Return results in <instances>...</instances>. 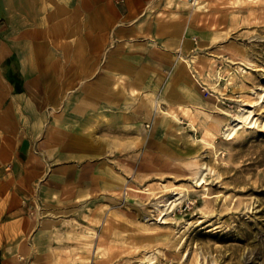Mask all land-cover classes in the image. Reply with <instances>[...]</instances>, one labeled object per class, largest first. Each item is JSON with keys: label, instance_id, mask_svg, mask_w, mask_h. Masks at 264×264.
<instances>
[{"label": "rangeland", "instance_id": "obj_1", "mask_svg": "<svg viewBox=\"0 0 264 264\" xmlns=\"http://www.w3.org/2000/svg\"><path fill=\"white\" fill-rule=\"evenodd\" d=\"M156 1L192 30L180 59L186 98L157 92L151 113H135L145 128L123 140L121 184L108 158L106 186L91 183L67 201L37 189L14 209L6 148L22 133L35 150L42 134L18 126L34 114L0 107V230L22 214L35 226L0 245V264H264V0ZM12 81L21 91L18 75Z\"/></svg>", "mask_w": 264, "mask_h": 264}, {"label": "crops", "instance_id": "obj_2", "mask_svg": "<svg viewBox=\"0 0 264 264\" xmlns=\"http://www.w3.org/2000/svg\"><path fill=\"white\" fill-rule=\"evenodd\" d=\"M190 31L181 13L156 0H0V107L34 114L35 122L18 126L42 134L35 150L22 133L6 148L14 209L37 189L67 201L91 183L106 186L108 158L115 185L122 183L123 140L137 141L145 128L135 113H151L147 98L157 92L168 101L186 98L180 59L193 47ZM92 162L94 181H85ZM59 210L54 205L55 225ZM34 228L26 215L12 217L0 245Z\"/></svg>", "mask_w": 264, "mask_h": 264}, {"label": "bare ground", "instance_id": "obj_3", "mask_svg": "<svg viewBox=\"0 0 264 264\" xmlns=\"http://www.w3.org/2000/svg\"><path fill=\"white\" fill-rule=\"evenodd\" d=\"M263 90V89H262ZM249 117H250V113L248 112V114H247V112H245V113H243L241 116H239V120L238 121H232L231 123H229V125H228V127H227V134L226 135H228V136H232L234 133H235V131L238 129V128H240V126L243 124V122H245L247 119H249ZM242 119V120H241ZM178 198H176V199H174L172 202H171V204L173 203V204H175V202H176V200H177Z\"/></svg>", "mask_w": 264, "mask_h": 264}]
</instances>
